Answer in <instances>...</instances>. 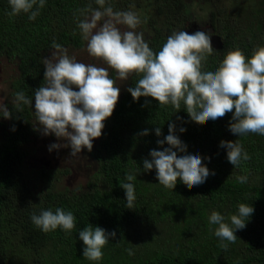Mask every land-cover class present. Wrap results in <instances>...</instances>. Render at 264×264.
<instances>
[{
    "label": "trees",
    "instance_id": "1",
    "mask_svg": "<svg viewBox=\"0 0 264 264\" xmlns=\"http://www.w3.org/2000/svg\"><path fill=\"white\" fill-rule=\"evenodd\" d=\"M89 4L98 7L94 0H45L39 15L30 21L24 13L9 17L8 0H0V58L12 68L5 103L11 118L0 114V264H264V135L231 133L232 113L200 125L190 120L183 105L176 111L151 97L134 101L126 89L135 86L139 79L135 74L120 85L116 82L120 93L114 111L104 121L101 136L92 141L91 152L84 151L83 158L91 166L82 183L76 187L56 183L67 171L43 163L33 170L34 178L27 175L23 148L37 136L38 122L34 100L32 107L21 104L17 109L14 95L23 91L32 98L43 85V59L51 54L53 41L72 50L84 46L77 28L83 19L78 10ZM108 4L114 11L142 10L145 16L138 32L153 51L173 31L209 33L216 43L204 71H215L230 49L239 48L249 57L255 46L264 45V0H253L252 5L250 0L228 4L223 0H107ZM191 5L205 9L200 21L195 20ZM109 73L116 80L114 71ZM169 123L186 145V152L177 155L198 154L215 173L203 184L188 189L178 178L175 188L168 189L159 184L154 168L144 170L143 160L151 159V150L169 147L157 144L168 135ZM156 127L161 129L159 137ZM145 129L148 135H139ZM221 140L240 143L250 159L234 167L220 147ZM125 174L136 177L131 209L120 187ZM238 176H246L247 182H238ZM240 203L254 211L245 228L235 231L234 243L223 241L228 244L223 249L213 234L217 225L209 223V216L216 211L230 222ZM56 208L76 217L70 232L57 228L45 233L31 222L33 212L38 215ZM87 225L115 232L100 261L82 256L79 231Z\"/></svg>",
    "mask_w": 264,
    "mask_h": 264
},
{
    "label": "clouds",
    "instance_id": "2",
    "mask_svg": "<svg viewBox=\"0 0 264 264\" xmlns=\"http://www.w3.org/2000/svg\"><path fill=\"white\" fill-rule=\"evenodd\" d=\"M8 3L9 17L24 13L30 21L45 6V0H8ZM94 3L98 7L89 4L78 10L83 19L78 20L77 28L86 42L87 53L107 67L78 62L69 56L66 48L53 41L50 58L43 59V85L34 90L32 98L23 91L14 95L17 109L21 104L32 107L34 100L36 130L64 141L51 144L49 151L70 148L69 155L73 157L84 149L91 152L92 141L101 136L104 121L112 115L120 93L109 69L121 81L131 74L139 77L134 87L126 89L134 101L151 97L160 106L171 105L176 111L183 105L190 120L200 125L232 113L228 126L231 133L264 135V45L255 46L249 57L239 48L230 49L215 71H204V63L214 52L209 33L173 31L162 47L153 51L143 33L135 31L141 23L135 12L114 11L110 4L106 6L107 0H94ZM121 25L128 30L122 31ZM0 114L5 119L11 118L6 104L0 103ZM154 131L157 137L161 135L160 127ZM179 131L185 129L181 127ZM139 135H148V130ZM165 143L169 147L151 150V159L143 160L145 171L156 170L160 185L174 189L179 178L191 189L215 174L202 163L200 155H177L186 152V145L175 135L172 123L168 125V135L157 140L158 145ZM220 147L226 149L227 160L234 167L250 159L236 141L221 140ZM134 179V175L125 174L120 182L129 209L134 208L136 200ZM237 180L246 183L247 177L238 176ZM253 211L249 204L240 203L230 222H225V217L216 211L211 213L209 223L217 225L213 234L222 242L221 248L228 247L223 241H236L235 231L245 228V221ZM30 220L45 233L57 228L70 232L76 226V217L63 208L41 210L38 215L33 212ZM110 236L115 237V232L108 233L92 225L84 227L79 231L84 245L82 256L89 261H100ZM126 252L134 255L132 249Z\"/></svg>",
    "mask_w": 264,
    "mask_h": 264
},
{
    "label": "rangeland",
    "instance_id": "3",
    "mask_svg": "<svg viewBox=\"0 0 264 264\" xmlns=\"http://www.w3.org/2000/svg\"><path fill=\"white\" fill-rule=\"evenodd\" d=\"M256 1V0H254ZM225 4L230 3V0H223ZM253 0H250V5H252ZM190 10L195 15V20L200 21L203 16L205 15V9L198 8L197 6L191 5ZM131 11L135 12L140 19L144 18L145 14L142 12V10H137V8L131 9ZM121 30H128L126 26L121 25ZM141 29V23L140 25L135 29V31H139ZM189 32V31H188ZM191 33V32H189ZM211 43L215 44L216 42L214 39L211 38ZM67 52L69 56H74L78 62H83L85 64H95L99 67H107L101 60L97 58L91 57L87 51H86V42L84 46L81 49L78 50H72L67 49ZM51 54H49L46 58H50ZM110 70V69H109ZM12 73V68L9 64L6 63L5 60L0 58V103L5 104L7 101L6 94H7V87H8V81L9 77ZM115 73V72H114ZM116 78V74H115ZM117 83L122 82L121 80L117 79L115 80ZM78 90V89H74ZM37 136L32 138L30 140V143L26 148H23L24 150V160L27 158L26 165L24 164V167L26 168V173L30 178H34L35 174L33 170H35L36 167L40 166L42 163L46 166H50L51 168H57L61 170L67 171V173H64L57 178L56 183H60L62 186H68V187H76L80 183L83 182L84 174H87L90 169L88 166H91L90 162H88L87 158H83L84 150H82L77 156L73 157L70 156V148H59V149H53L52 151H49V146L54 143H64V141H58L55 135L49 134L47 136L43 135L41 131H36ZM27 166V167H26Z\"/></svg>",
    "mask_w": 264,
    "mask_h": 264
}]
</instances>
